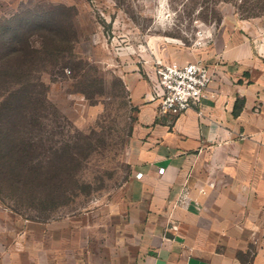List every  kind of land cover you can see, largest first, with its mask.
Listing matches in <instances>:
<instances>
[{
    "label": "rangeland",
    "instance_id": "obj_1",
    "mask_svg": "<svg viewBox=\"0 0 264 264\" xmlns=\"http://www.w3.org/2000/svg\"><path fill=\"white\" fill-rule=\"evenodd\" d=\"M50 12L63 29L71 24L74 41L64 69L41 74L47 101L26 132L22 160L39 182L13 194L0 179V206L17 236L29 220L49 252L82 263L90 248L98 258L105 223L128 195L137 112L129 84L149 83L157 63L202 60L233 31L264 60V0H0V25Z\"/></svg>",
    "mask_w": 264,
    "mask_h": 264
},
{
    "label": "crops",
    "instance_id": "obj_2",
    "mask_svg": "<svg viewBox=\"0 0 264 264\" xmlns=\"http://www.w3.org/2000/svg\"><path fill=\"white\" fill-rule=\"evenodd\" d=\"M198 57L212 81L193 110L159 113L155 75L129 84L137 112L128 195L105 223L98 258L90 248L72 264H264V60L234 31ZM20 224L23 236L0 206V264H64L43 229L32 236V222Z\"/></svg>",
    "mask_w": 264,
    "mask_h": 264
},
{
    "label": "trees",
    "instance_id": "obj_3",
    "mask_svg": "<svg viewBox=\"0 0 264 264\" xmlns=\"http://www.w3.org/2000/svg\"><path fill=\"white\" fill-rule=\"evenodd\" d=\"M5 23L0 25V179L14 194L39 182L22 160L28 147L26 132L38 123L47 101L40 76L64 69L74 33L69 22L63 29L51 12ZM238 111L237 102L234 114Z\"/></svg>",
    "mask_w": 264,
    "mask_h": 264
},
{
    "label": "built area",
    "instance_id": "obj_4",
    "mask_svg": "<svg viewBox=\"0 0 264 264\" xmlns=\"http://www.w3.org/2000/svg\"><path fill=\"white\" fill-rule=\"evenodd\" d=\"M197 39L203 41L202 31H198ZM155 76L153 98L158 100V109L161 114L176 116L193 110L209 95L212 74L200 59L184 64L157 63ZM197 113L202 115L201 110ZM135 176L139 178L141 173Z\"/></svg>",
    "mask_w": 264,
    "mask_h": 264
}]
</instances>
